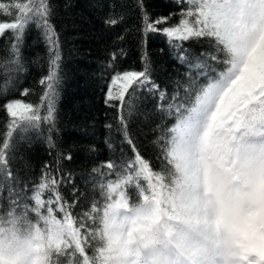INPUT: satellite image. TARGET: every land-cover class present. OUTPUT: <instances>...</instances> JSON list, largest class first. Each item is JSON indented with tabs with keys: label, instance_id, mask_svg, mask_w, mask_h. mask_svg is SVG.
<instances>
[{
	"label": "snow or ice",
	"instance_id": "1",
	"mask_svg": "<svg viewBox=\"0 0 264 264\" xmlns=\"http://www.w3.org/2000/svg\"><path fill=\"white\" fill-rule=\"evenodd\" d=\"M175 3L178 12L155 19L143 0L137 6L145 40L164 36L185 70L168 91L152 79L146 51L142 70L109 63L105 103L119 102L117 131L131 155L92 169L94 194L81 206L78 189L71 201L60 191L71 177L58 166L45 164L31 188L11 168L20 132L46 124V143L56 147L60 45L49 0H0V16L7 17L0 19V39L7 41L0 57V197L8 193L0 208V264H264V0ZM122 19L110 12L103 23ZM33 25L49 51L38 103L20 98L28 89L7 95L13 74L23 71L22 46ZM192 41L202 50L185 47ZM143 91L158 100L159 169L140 152L123 116Z\"/></svg>",
	"mask_w": 264,
	"mask_h": 264
},
{
	"label": "trees",
	"instance_id": "2",
	"mask_svg": "<svg viewBox=\"0 0 264 264\" xmlns=\"http://www.w3.org/2000/svg\"><path fill=\"white\" fill-rule=\"evenodd\" d=\"M49 3L50 22L60 45L56 130L52 133L56 147L50 149L46 143L49 134L46 124L39 131L20 132L10 153V164L20 178L21 186L28 188L39 182L45 164L58 166L66 179L71 177L70 183L60 185L62 194L71 201L75 187L83 193L80 204L85 206L94 194L90 178H98L92 169L109 159L119 161L122 154L131 155L117 131L121 115L119 102L110 101L113 106L105 103L113 73L109 63H114L121 71L142 70L141 55L146 51L152 79L168 91L174 87L177 73L185 69L172 58L164 36L149 33L145 40L138 0H49ZM143 4L153 19L179 10L175 0H143ZM110 12L117 16L122 14V21L115 26L105 25L103 20ZM0 19L7 17L0 16ZM177 19L178 16H173L172 22ZM6 43L0 39V57L6 55L3 50ZM189 46L197 52L202 50V45L196 41L185 44V47ZM113 52L117 56L114 62L111 60ZM22 56L23 71L13 74L7 95L19 96L28 89V95L20 98L38 103L42 92L39 81L48 72L49 51L34 25L26 33ZM4 83V77L0 75V88ZM157 102L147 91L137 92L133 110L129 114L125 108L123 116L140 152L159 169L158 149L153 143L158 134L154 131L159 122L155 111ZM4 121L5 114L0 112V129ZM106 141L112 143V149ZM68 155L71 159L64 158ZM7 195V191L2 193L0 208L6 206L4 198Z\"/></svg>",
	"mask_w": 264,
	"mask_h": 264
}]
</instances>
